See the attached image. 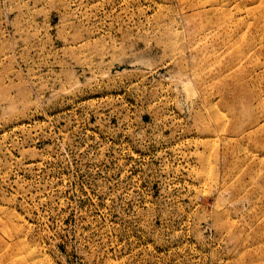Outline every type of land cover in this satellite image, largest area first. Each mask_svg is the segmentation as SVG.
I'll return each mask as SVG.
<instances>
[{"label":"rangeland","instance_id":"rangeland-1","mask_svg":"<svg viewBox=\"0 0 264 264\" xmlns=\"http://www.w3.org/2000/svg\"><path fill=\"white\" fill-rule=\"evenodd\" d=\"M0 264H264V0H0Z\"/></svg>","mask_w":264,"mask_h":264}]
</instances>
